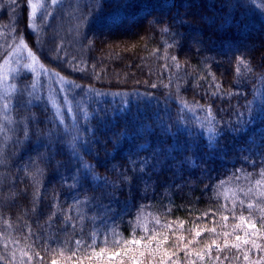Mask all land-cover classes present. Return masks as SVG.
I'll return each mask as SVG.
<instances>
[{"label":"trees","instance_id":"16d2710c","mask_svg":"<svg viewBox=\"0 0 264 264\" xmlns=\"http://www.w3.org/2000/svg\"><path fill=\"white\" fill-rule=\"evenodd\" d=\"M50 1L33 31L29 0H0V65L23 40L112 96L60 121L32 74L12 77L0 264H264L263 3Z\"/></svg>","mask_w":264,"mask_h":264},{"label":"rangeland","instance_id":"374dc122","mask_svg":"<svg viewBox=\"0 0 264 264\" xmlns=\"http://www.w3.org/2000/svg\"><path fill=\"white\" fill-rule=\"evenodd\" d=\"M60 0H56L58 2ZM261 1L264 6V0ZM46 0H31L30 5V29L38 31L37 18L41 14ZM52 4V0L50 1ZM31 53V55H29ZM35 55L28 49L22 40L14 45L11 53L0 65V99H4L14 90L12 77L21 71L32 74L34 91L40 97H45L60 121L68 116L75 122L77 109L83 110L84 104L94 97L112 96L101 92L87 90L80 93V88L69 80L47 71L42 67ZM80 93V94H79ZM83 114V113H80ZM248 234H253V226L245 224Z\"/></svg>","mask_w":264,"mask_h":264},{"label":"snow or ice","instance_id":"6c2138e0","mask_svg":"<svg viewBox=\"0 0 264 264\" xmlns=\"http://www.w3.org/2000/svg\"><path fill=\"white\" fill-rule=\"evenodd\" d=\"M52 2H53V4H55L56 0H52ZM229 2H230V0H225L226 5H228ZM13 3H15V0H13ZM29 3H31V0H29ZM165 31H167V29H165ZM196 43H199V42L197 41ZM29 55H31V53H29ZM33 59H35V57H33ZM173 59H175V57H173ZM249 70L251 71V69H249ZM153 87H155V85H153ZM85 118H87V114H85ZM209 133H210V135H209V144L211 146L217 140V137H218L219 133L214 131L213 129H209ZM225 219H227V217H225ZM197 235H199V233H197ZM236 239H237V241H239L242 238L240 236H237ZM244 242L247 243L248 241L245 240ZM77 243H79V241H77ZM135 243H139V242L136 241ZM257 247H259V246L257 245ZM109 258L111 259L113 257H109ZM53 264H56V262L53 261Z\"/></svg>","mask_w":264,"mask_h":264}]
</instances>
